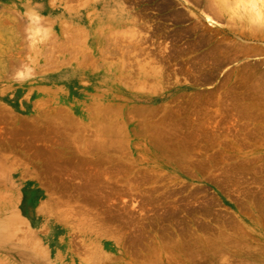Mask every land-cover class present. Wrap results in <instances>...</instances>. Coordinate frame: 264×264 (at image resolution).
Listing matches in <instances>:
<instances>
[{
  "label": "rangeland",
  "instance_id": "1",
  "mask_svg": "<svg viewBox=\"0 0 264 264\" xmlns=\"http://www.w3.org/2000/svg\"><path fill=\"white\" fill-rule=\"evenodd\" d=\"M145 1L70 98L0 102V264H264V0ZM37 19L0 52L6 92L72 76Z\"/></svg>",
  "mask_w": 264,
  "mask_h": 264
},
{
  "label": "crops",
  "instance_id": "2",
  "mask_svg": "<svg viewBox=\"0 0 264 264\" xmlns=\"http://www.w3.org/2000/svg\"><path fill=\"white\" fill-rule=\"evenodd\" d=\"M64 2L66 4H71L75 6L73 9L66 11L59 10L56 6ZM194 4H201V0L192 1ZM141 4L139 11L141 14L144 13L146 8L143 6L149 4L151 7L155 5V1H145L136 0L134 2H129L128 0H0V37H5L6 40H1L0 52H9L11 50V37L21 38L25 32H21L14 26L20 25V22H25L32 18H38L40 23L43 21L53 22L55 29V36L57 37V50L63 52L65 56L58 62L59 68L65 69V74L73 73L78 74L79 71L76 69H86L93 66L90 57H98L97 54L104 52L116 53V47L112 49L110 44V37L114 38L121 34L123 24L126 21L131 20L130 10L133 5ZM185 0H177L175 9L183 12L178 6L184 5ZM140 6V5H139ZM185 13V12H183ZM138 14V12L136 13ZM140 15V13L138 14ZM15 23V24H14ZM16 29V31H15ZM35 32L41 30H34ZM18 40V39H17ZM14 41V39H13ZM12 41V42H13ZM115 44V39H114ZM13 45V43H12ZM74 45V46H73ZM92 57V58H93ZM4 60L1 59L0 63ZM3 64V63H2ZM95 65V64H94ZM96 66V65H95ZM3 67V66H2ZM100 67V65H97ZM77 71V73L75 72ZM63 76L65 75H55L48 80H54L46 86H42L37 82H28V88L26 86H15L14 90L6 92L4 89V83H0V102L5 100H14V95L22 93L26 95L29 90L34 87H42V89L48 90L63 99L70 98L71 94L75 92L66 88L63 82ZM80 76V75H79ZM76 79V84H80L79 78ZM81 96V92H80ZM79 97H74L73 100L76 101ZM10 102V101H9ZM10 104V103H9ZM66 106L65 104H63ZM67 107V106H66ZM69 108V107H67ZM22 111L24 106L21 107ZM29 181V180H25ZM36 182V179H32ZM30 184V183H29ZM26 191L29 192L36 191L38 194V189L36 186L24 185ZM1 195V194H0ZM42 222L37 221H26L25 227L27 228V238L39 239V231L44 228ZM38 233V234H37ZM49 234L41 235L45 239ZM51 247L47 246V256L45 259H38L34 256L23 255L18 259H11V264H73V259L69 256V259H65L61 254L55 261L51 257ZM46 251V250H45ZM61 258V259H60Z\"/></svg>",
  "mask_w": 264,
  "mask_h": 264
},
{
  "label": "bare ground",
  "instance_id": "3",
  "mask_svg": "<svg viewBox=\"0 0 264 264\" xmlns=\"http://www.w3.org/2000/svg\"><path fill=\"white\" fill-rule=\"evenodd\" d=\"M170 1V0H169ZM250 1V0H249ZM162 2V1H161ZM168 2V1H167ZM226 2V1H225ZM166 3V2H165ZM172 3H174V2H172ZM169 4V3H168ZM168 4H165V5H168ZM229 4V3H228ZM228 4H226V5H228ZM233 4V3H232ZM164 5V4H163ZM171 5V4H170ZM262 6V5H261ZM161 7V6H160ZM167 7H169V6H167ZM162 8H164V7H162ZM157 9H159V8H157ZM229 9V8H228ZM178 13V12H177ZM176 14V13H175ZM177 15V14H176ZM178 17V16H177ZM1 28V27H0ZM2 30V29H1ZM1 32V31H0ZM1 39H0V44L2 43V41L1 40H6V38L5 37H0ZM1 46V45H0ZM74 46V45H73ZM35 49V48H34ZM219 60V59H218ZM0 69H1V64H0ZM78 75L77 74H73L72 73V76L70 75L69 76V78L67 79V81H66V84H65V86H66V88H68V87H70V86H74V82H75V78L74 77H77ZM73 77V78H72ZM70 78H72L73 80H71ZM100 79L101 80H103V82H104V84H105V79L104 78H101L100 77ZM100 79H98L96 82H99L100 81ZM62 99V98H61ZM77 104H74V106H76ZM7 179V178H6ZM33 198H31V197H29L28 198V203H27V206H26V209L27 210H29L30 211V207H31V204H33ZM261 209V208H260ZM264 218V217H263ZM2 225V224H1ZM2 227V226H1ZM2 229V228H1ZM0 229V230H1ZM3 230V229H2ZM2 230H1V232H2ZM6 230V229H5ZM4 231V230H3ZM6 231H8V228H7V230ZM2 237V236H1ZM2 240V239H1ZM1 242V241H0ZM198 245H200V244H198ZM190 247V246H189ZM200 247V246H199ZM197 248V247H196ZM214 250H215V247H214ZM218 250V249H217ZM194 251H196V250H194ZM243 264V263H242Z\"/></svg>",
  "mask_w": 264,
  "mask_h": 264
}]
</instances>
